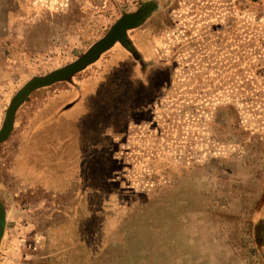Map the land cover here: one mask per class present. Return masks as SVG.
<instances>
[{
    "label": "rangeland",
    "instance_id": "1",
    "mask_svg": "<svg viewBox=\"0 0 264 264\" xmlns=\"http://www.w3.org/2000/svg\"><path fill=\"white\" fill-rule=\"evenodd\" d=\"M147 1L0 0V129L31 78L77 60ZM155 2L129 31L145 58L116 44L19 108L0 144V264H264V0ZM135 67L149 71L144 87ZM100 84L94 103L114 127L83 165L44 162L55 132L40 128L39 165L18 171L35 124Z\"/></svg>",
    "mask_w": 264,
    "mask_h": 264
},
{
    "label": "trees",
    "instance_id": "2",
    "mask_svg": "<svg viewBox=\"0 0 264 264\" xmlns=\"http://www.w3.org/2000/svg\"><path fill=\"white\" fill-rule=\"evenodd\" d=\"M152 2H155V0H151V3ZM129 41L130 43H133V40L127 37V44L129 43ZM121 44L124 46L126 50H128L129 54L135 53L134 51L135 49L131 47V45L129 44L126 45L123 43ZM120 67L122 66H119V64L118 65L115 64L114 70L117 71L120 69ZM128 75L132 76L134 74L130 73ZM136 78L138 79V82H139L138 87H139V84L144 87L145 86L144 83H146L145 82L146 79L139 78L137 77V75H136ZM134 79H135V75H134ZM134 79L133 78H131V80L129 79L131 81L130 82V86H132L131 89H133V87L134 88L137 87ZM102 84L96 86V88L93 89V92L86 97L84 104H82L81 102L76 107L78 109H76L74 112H69L67 108H64L61 111H59L57 114H51V116H49L48 118V123H45V124L43 123L42 125L43 121L41 122V120H39V122L35 124V126L31 129V133L27 140L28 145L26 143L24 146V151L28 156L26 157L21 156V159L18 162L19 163L18 171H21V168H23L24 166V169H22L24 170L23 172L31 174V173H34V170H36L37 166L39 165V161L37 160V151L35 150V140L37 138V135H35V137L33 136L34 134L37 133V131L40 128H44V129L54 128L50 130H53L55 132L53 133V136H50L49 139L41 143L42 144V159L45 160L44 162L50 161L52 157H55V154H59L61 151H69V164H70L69 167H71V169H74L76 165H81V166L83 165V161L80 159V157L82 156L83 152H85V150L87 149V146L89 144H93L94 141L97 142L100 140L98 138L101 137V135L105 134L104 132H102L103 129L105 130L108 127H114V124L109 123V122H104L101 120L102 113L100 111V108L97 110V106L94 103V101L98 99L99 88L101 87ZM41 88H44V87H41ZM92 98L94 99L91 101V104H90V100ZM24 103H26V100L20 104V106L18 107V110ZM81 115L85 117L84 119H82L83 122H80V120H75L76 117L81 116ZM66 117H68L69 119V130L65 132H58L57 134L56 131H59L60 127L64 125V122H61V120L65 119ZM91 134H93L94 137L93 139L89 141L88 136ZM30 138L32 139L30 140ZM56 159L57 158H55V160ZM65 160L66 158H64V160L63 158H59V161L61 162H65Z\"/></svg>",
    "mask_w": 264,
    "mask_h": 264
},
{
    "label": "water",
    "instance_id": "3",
    "mask_svg": "<svg viewBox=\"0 0 264 264\" xmlns=\"http://www.w3.org/2000/svg\"><path fill=\"white\" fill-rule=\"evenodd\" d=\"M157 7L158 6H155L154 9H157ZM152 11L153 10H149L144 16L135 13H126L110 28L103 38L95 42L89 50L77 60L64 67L53 70L46 75L31 78L11 99L3 125L0 129V144L7 140L11 135L18 107L33 91L41 87L50 86L59 81H64L69 76L85 69L90 64L96 62L100 56L109 50L117 41L127 45L128 30L141 25L147 20ZM5 218L6 210L0 202V237L3 233Z\"/></svg>",
    "mask_w": 264,
    "mask_h": 264
},
{
    "label": "crops",
    "instance_id": "4",
    "mask_svg": "<svg viewBox=\"0 0 264 264\" xmlns=\"http://www.w3.org/2000/svg\"><path fill=\"white\" fill-rule=\"evenodd\" d=\"M147 3H151V1H147V2H145V3H143L141 6L143 7L145 4H147ZM151 10H155L154 8L153 9H151ZM153 11H152V13H153ZM151 13V14H152ZM145 23V21L142 23V24H144ZM141 24V25H142ZM141 25H139L138 27H140ZM138 27H136V28H138ZM136 28H132V29H129L128 30V37L129 38H132V37H130V35H129V31H133L134 29H136ZM134 43V42H133ZM117 44V42L110 48V49H112L115 45ZM136 44V43H135ZM134 44V45H135ZM120 45L124 48V46L120 43ZM109 49V50H110ZM125 49V48H124ZM134 49L135 50H137V54L139 53L140 55H141V58L143 59V58H145V56H142V53H141V50L138 48V46L136 45L135 47H134ZM109 50H107V51H109ZM134 50V51H135ZM125 51H127V53H129L128 52V50H126L125 49ZM136 52V51H135ZM135 54V53H134ZM134 54L132 53H130V55H131V58L133 59V61L135 62V59H134ZM148 62H146V64H147ZM136 64V63H135ZM137 65V64H136ZM135 69H136V72H137V77H140V78H142V79H148V75H149V71H147V70H145L144 71V73H145V75H143V76H140V70L138 69V67H135ZM93 92V90L92 89H90V92H87L86 91V93H84V95H83V97L80 99V100H78L73 106H72V108L70 109H68L69 110V112H74L76 109H78V108H76L81 102H82V104H84V101H85V99H86V97L89 95V94H91ZM85 96V97H84ZM54 158H66V159H68L69 158V151H61L59 154H55V157ZM47 162H50V161H47ZM57 163V162H56ZM57 172H60V171H57Z\"/></svg>",
    "mask_w": 264,
    "mask_h": 264
},
{
    "label": "flooded vegetation",
    "instance_id": "5",
    "mask_svg": "<svg viewBox=\"0 0 264 264\" xmlns=\"http://www.w3.org/2000/svg\"><path fill=\"white\" fill-rule=\"evenodd\" d=\"M156 5H157V2H152V3L148 4V5H145L144 7L140 6V8H138V10H136L135 12H132V13L140 14V15L144 16L145 14H147V12L149 10L153 9ZM120 43L121 42L117 41V44H120Z\"/></svg>",
    "mask_w": 264,
    "mask_h": 264
}]
</instances>
